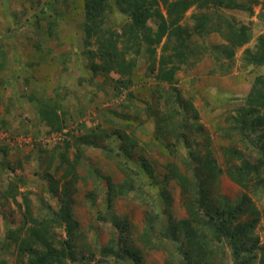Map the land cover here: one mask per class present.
I'll return each instance as SVG.
<instances>
[{"label": "rangeland", "instance_id": "rangeland-1", "mask_svg": "<svg viewBox=\"0 0 264 264\" xmlns=\"http://www.w3.org/2000/svg\"><path fill=\"white\" fill-rule=\"evenodd\" d=\"M239 1L251 6L253 10L218 8L213 4L203 8L193 6L183 20V23L193 27L195 22L193 14H205L213 18L211 25L213 29L204 37L196 34L193 38L195 42H205L210 48H207L204 54L192 56L191 62L177 70V83L174 84L176 90L170 93L173 101L175 99L173 94L176 95L178 90L181 99L192 101L199 115L196 118L192 108L188 106L184 108L180 103L175 104L176 109L172 110L173 107L170 109L172 102L164 94V90L160 89L158 80L148 68L150 62L144 45L142 53L130 50L125 55L128 59L136 57L137 64L131 74L132 82L126 87L118 88L120 94L119 91L117 92L118 89L114 90L115 79L121 77L115 71L107 74V78L100 74L95 77L94 82L86 80L93 72L90 68V58L84 51L85 48H95V45L91 44L89 47L85 45L84 0H0V62L12 68L4 78H0V87L15 88L16 85H20V90L24 92V95L21 93L18 98L22 108H13V102H11L7 106V111L12 114H24L26 117L24 122L19 123L14 119L13 125L0 124L2 127L0 130L7 128L13 139L7 141L3 139L4 137H0V184L21 177L24 180L23 185L20 184L21 190L32 192L30 193L32 205L37 211L44 212L49 204L59 205L58 197L50 190L48 176L51 173L56 178H60L67 165L59 168L58 159L53 160L49 165L48 156L52 153V149H45L43 146L49 128L40 129L43 125L40 124L38 105L34 108H26L24 103H31L30 107H32L34 98L23 96L37 94L46 101L55 93L53 100L48 101L53 104L55 99L56 102L59 100L57 95L59 91L63 96L60 99L63 105L60 111L66 110L65 123L70 126L69 131L74 132L71 141L80 143L82 138L90 137L89 139L98 140L104 148L107 146V151L110 150L108 153L111 156L108 157L101 147H85V156L77 167L81 179L75 185L73 209L79 221L77 246L78 254L82 258L77 261L78 264H115L112 257H104L100 253L99 248L108 243L112 233L110 223L99 218V214L105 209V198L101 191L106 186L103 176L110 175L115 181H122L124 177L117 165V159H115L117 156H113L120 150L122 144L120 131L129 133L135 140L133 157L120 158L129 161L140 170H142L140 162L144 159L153 170L152 177H149L144 169L141 171L144 186L138 191L135 199L128 202L118 200L116 203L119 214L127 216L131 224L136 227L134 242L142 251L144 264H166V260L172 259V253L176 254L178 260L173 264H180L182 261L178 251L181 236L169 229L168 213L163 208L167 196L171 202L172 215L177 219L187 217L185 199L187 196L192 197V192L189 190L187 194H184L179 182L173 178L172 172L178 170L186 174L190 183L194 184L196 176H199L197 174L203 173L198 168L201 167L209 148L213 150L223 168L227 165L223 152L225 147L243 151L254 158L261 155L255 148L256 143L253 140L260 138L264 143V126L255 130V133L250 134L249 137L240 135L237 130L230 127L233 125L232 117L237 114V109L244 104L246 96L254 91L256 78L264 76L263 66L250 65L244 60V50L246 48L255 50L258 36L264 33V19L260 18L264 10V0ZM109 2L110 9L104 18L105 26L120 32L128 16L119 8L117 0H109ZM44 7L50 13L41 12ZM50 15L52 18L49 17ZM36 16L42 18L39 20V27H35ZM48 17L52 21H49ZM49 22L52 23L54 30L52 35L48 30ZM226 22H232L237 27L246 25L251 34V40L240 47L231 60L217 58L218 55L215 53L219 54L222 46L229 44L231 31ZM149 23L154 25L156 21L151 19ZM164 40L156 46L158 58L161 55ZM40 43L42 46L48 44L53 48L54 54H52L55 56L46 54L47 51L41 53L37 48ZM172 45L170 44L171 47ZM41 49L46 50V46ZM65 53H72L67 63L62 62L60 57ZM43 56L46 59H43ZM37 59H42L38 60L39 63L43 61L42 64L52 60L61 69L57 74L61 80L50 87V91L40 89V91L31 92V89L34 87L38 89L42 84L38 83L36 77L41 75L40 67L35 63ZM96 60L100 61L97 58ZM156 66L157 69L160 66L158 59ZM24 68L29 70L32 77L30 81L23 80L26 78ZM15 73H18L20 77L13 78L12 75ZM10 79L14 81L12 84ZM18 80L22 84L18 83ZM261 85L259 81L257 87L261 88ZM163 87L170 90V86L166 83H163ZM66 90L70 91L75 104L72 105V101L68 100L67 96L64 97L63 91ZM179 109L181 111L176 112ZM18 117L21 119L20 116ZM29 121H33V124L29 123L31 127H28ZM199 124H203L202 129H199ZM16 137L21 138L15 139ZM30 139L31 143L27 144L26 141ZM75 151L73 147L70 151V159L74 158ZM232 161L238 160L232 159ZM8 163L12 168L8 166ZM256 179L245 188L226 175H222L220 176L221 188H216L213 183L208 189L213 187L212 198L216 201L226 197L232 206L238 205L244 194L252 198L253 205L261 210L260 220L252 235L258 236L259 244L263 245L264 187L255 188ZM95 187L98 188V192L95 205H92L86 195ZM2 188L0 185V189ZM18 201L22 203V198L18 197ZM154 207H159L160 212L163 211L161 215H158L159 221L155 222L153 230V238L163 240L159 250L147 249L139 241V234L143 230L146 218L157 213ZM23 210L24 207L19 206L11 198L0 195V238L3 239L7 227L21 226ZM250 219H252L251 212L244 211L237 221L246 222ZM60 235L64 236L65 232L60 230ZM251 243L252 241L249 245ZM218 244L212 247L219 249ZM230 252L228 250L225 255L226 264H233ZM0 257H7L16 264L15 257L3 251H0ZM258 260L259 258L254 261V264H259ZM129 264L134 262L131 261Z\"/></svg>", "mask_w": 264, "mask_h": 264}, {"label": "trees", "instance_id": "trees-1", "mask_svg": "<svg viewBox=\"0 0 264 264\" xmlns=\"http://www.w3.org/2000/svg\"><path fill=\"white\" fill-rule=\"evenodd\" d=\"M84 1L85 45L86 47L91 44L95 45V48H85L84 51L90 58V68L93 72L86 80L94 82L95 77L100 74L107 78V74L115 71L121 77L115 79L114 90L121 86H128L132 82L131 74L137 64V59L136 57L128 59L125 55L130 50L142 53L144 45L150 62L148 68L158 80L160 89L164 90V94L172 102L170 109L172 107V110L176 109L175 104L180 103L184 108L187 106L192 108L196 118L199 115L192 101L181 99L178 89L176 95L173 94L174 101L170 93L172 90H176L174 84L177 83V70L182 65L191 62L192 56L204 54L207 48H210L206 46L205 42L198 43L193 38L196 34L204 37L210 32L213 29L211 28L213 18L205 14H193L195 22L191 27L189 24L183 23L187 12L193 6L203 8L210 4L218 8L253 10L251 6L245 5L239 0H117L119 8L128 16V20L118 32L107 28L104 23L106 13L110 9L109 0ZM46 4L48 3L46 2ZM47 10L44 7L41 12L48 13ZM37 17L39 16L35 17V27H39V20L42 19ZM51 18L49 21H52ZM260 18L264 19V10ZM151 19L156 21L154 25L149 23ZM226 23L231 31L229 44L222 46L219 54L215 53L218 55L217 58L223 57L231 60L235 57L237 50L251 40V34L246 25L237 27L232 22ZM48 30L50 35L54 34L51 22L48 24ZM163 40L165 42L162 44L161 55L158 58L156 46ZM41 44L37 47L40 52L47 51L51 56L54 54L53 48L48 44L43 46ZM170 44H173L172 47ZM44 46H46V50L41 49ZM50 50L52 52H49ZM244 52V60L248 64L264 67V33L258 36L255 50L246 48ZM71 55L72 53L60 55L62 62L67 63L69 57H72ZM157 59L160 63L158 69ZM1 64V69H3L5 64L3 65L2 62ZM256 80L257 83L259 81L262 83L261 88H258L256 83L254 91L246 96L244 104L237 109V114L232 117L233 125L230 126L240 135H248V137L255 133V130L264 126V76H258ZM163 83L168 84L170 90H166ZM117 92L120 94V89ZM67 94L68 91L65 92L66 96ZM62 97L58 92L59 100L53 104H44V108L40 111V115L44 117L45 123L49 127V133L60 132L67 127L65 123L66 110L59 112L63 106L60 102ZM179 111L181 110L176 112ZM2 125L6 124L3 122ZM202 128L203 124H199V129ZM6 129L4 128V130ZM120 133L122 144L120 150L113 156H117L115 159H117V165L124 177L122 181H115L110 175L103 176L106 186L101 191L105 198V209L99 214V218L110 223L112 236L108 243L99 249L102 256L112 257L115 264H129L131 261L134 264H144L142 251L134 242L136 227L131 224L127 216L119 214L116 203L118 200L128 202L135 199L138 196V191L144 186L141 171L144 169L145 173L147 171L149 177H152L153 170L144 159L140 162L142 170L139 168L138 170L129 161L122 159L133 157L135 140L127 132L120 131ZM89 138H82L80 143L66 138L50 148L52 155L48 156L49 165L55 159L59 161V168L67 165L60 178H56L51 173L48 176L50 190L59 199L58 206L49 204L48 209H44V212L37 211L32 205L30 195L32 192L21 190L20 184L24 183L21 177L0 184L3 187L0 189L2 195L24 207L21 226L18 228L7 227L3 239L0 238V251L14 256L16 264H78L77 261L82 258L78 254L77 246L79 221L75 217L73 209L75 185L81 179L77 167L82 163L85 147L88 146L101 147L106 156H111L108 153L110 150H106L107 146L104 148L98 140ZM253 141L256 143L255 148L261 153L256 158L231 147L223 148L227 164L225 168L219 164L213 150L209 148L202 160L201 167L198 168L203 173L197 174L199 176H196L194 184L190 183L186 174L178 170L172 172V176L179 182L182 192L184 194H187L189 190L192 192V197L187 196L185 199L188 214L185 218L177 219L172 215L169 197L166 196L165 202L163 201V210L168 213L169 229L181 236V243L178 246L182 257L180 264H226L225 255L228 250L231 251L233 264H254L257 258H259V264H264V244L260 245L259 237L252 235L260 220L261 210L253 205L252 198L247 194L242 196L238 205L232 206L223 196H221L223 199L216 201L212 198L213 187H210L212 190L208 189L213 183L216 188H221L220 176L222 175H226L233 182L245 188L249 187L251 181L257 178L255 188L264 187V143L260 138H254ZM73 147L76 153L74 158L70 159L69 155ZM232 159L238 161L233 162ZM8 166L12 168L10 163ZM98 173L100 172L98 171ZM97 190L98 188L95 187L86 195L92 205H95ZM18 197L22 198V203H19ZM154 208L157 213L146 218L143 230L139 234V241L147 249L159 250L163 240H155L153 230L155 222L159 221L158 215H161L163 211L160 212L159 207ZM244 211H250L252 219L238 222L237 220ZM60 230L65 232L64 236L60 235ZM250 241L252 243L249 245ZM215 242L219 243V249L212 247V245H216ZM257 250L258 252H256ZM171 257V260H166V264L178 261L176 254L172 253ZM0 264L14 263L7 257H0Z\"/></svg>", "mask_w": 264, "mask_h": 264}, {"label": "crops", "instance_id": "crops-1", "mask_svg": "<svg viewBox=\"0 0 264 264\" xmlns=\"http://www.w3.org/2000/svg\"><path fill=\"white\" fill-rule=\"evenodd\" d=\"M55 52H56V50H55ZM41 53H43V52H41ZM46 54H49V53H46ZM49 55H51V54H49ZM43 59H46V58L43 56ZM38 60H42V59H37V61L35 62L40 67L41 75L40 76L36 75V77H37L38 83L39 84L42 83V84H41V86H39L38 89H37V87L36 88L34 87L33 89H31V92H35L37 90L40 91V89L50 91V87H53L55 83H57L59 80H61L60 76L57 75L61 69L56 65V62H54L52 60L46 61L45 64H42L43 61H41L39 63ZM26 65H31V64L27 63ZM1 67H2V64H0V78H4L7 75L6 73H8L9 70L12 68L7 67V65H5V67L3 69H1ZM28 71H29L28 69L24 68V73H25L24 75H26V78H24L23 80H25L26 82H27V80L30 81L32 78V77H30V73ZM12 77L13 78L14 77H20V75L18 73H15L14 75H12ZM43 77H47V79H43ZM10 81H12L11 84L14 82L11 79H10ZM18 83H21V81L18 80ZM44 83H46V84H44ZM17 89H18V91H17ZM20 89H21L20 85H16L15 88H12L11 86H9V87L3 86V88L0 87V124H3V122H4V124H6V125H11V124L13 125L14 119L17 121V123H19L21 121L24 122V119L26 118L24 114H15V113L12 114L11 112L7 111V106L9 104H11V102H13V108H15V109H21L22 108V105L19 103L18 98H20L21 93H22V95H24V92H22V90H20ZM55 90H57V89L55 88ZM67 91H68L67 99L71 100L73 102V96L70 95L69 90L63 91L64 97L66 96L65 92H67ZM58 92H57V95H58ZM54 95H55V93H54ZM53 96L50 95V98L46 101H44L45 99H43V97H40L37 94H33L31 96H23L24 98L25 97H30V99H31V97L34 98V101L32 102L33 103L32 107H30V105H32L31 103H24V102L23 103H24L25 107L28 109L34 108L38 105L37 111L39 113L44 108V104H52V103H48V101H52ZM55 102H56V99H55ZM71 104L73 105V103H71ZM59 112H60V110H59ZM10 113L12 115H10ZM21 115H23V116L21 117ZM18 116H20L21 119H19ZM39 118H40L39 119L40 124L43 125V126H40V129L43 130L44 128L48 127V125L45 123L46 121H45L44 117L40 115ZM30 122H31V124H33V121H29L28 125ZM28 127H31V126L29 125Z\"/></svg>", "mask_w": 264, "mask_h": 264}, {"label": "built area", "instance_id": "built-area-1", "mask_svg": "<svg viewBox=\"0 0 264 264\" xmlns=\"http://www.w3.org/2000/svg\"><path fill=\"white\" fill-rule=\"evenodd\" d=\"M2 131H4V130H0V134H1L0 137H2V138L4 137L3 139L7 140V141L13 140V139H11L10 133L8 131H6L4 133ZM68 135H69V129L68 128H64L60 132H54L45 138V142H44L43 146L44 147H51V146L57 144L58 142H61L62 140L68 138ZM15 139H18V138H15ZM18 141H20V140H18ZM26 142H28V141H26Z\"/></svg>", "mask_w": 264, "mask_h": 264}, {"label": "clouds", "instance_id": "clouds-1", "mask_svg": "<svg viewBox=\"0 0 264 264\" xmlns=\"http://www.w3.org/2000/svg\"><path fill=\"white\" fill-rule=\"evenodd\" d=\"M68 127H70V126H67V127H65V128H68ZM10 133V132H9ZM53 132H51V133H48L47 134V136H49V135H51ZM11 134V133H10ZM74 136V132L72 131V130H70L69 131V135H68V140H70L71 141V139H72V137ZM16 138H21V137H16ZM27 139V138H26ZM31 139H30V141H28V142H26L27 144H29V143H31ZM55 145H57V144H55ZM55 145H53V146H51V147H45V149H50V148H52V147H54Z\"/></svg>", "mask_w": 264, "mask_h": 264}]
</instances>
